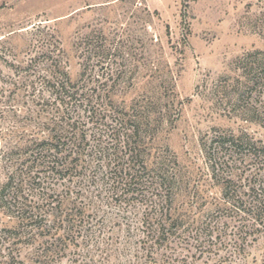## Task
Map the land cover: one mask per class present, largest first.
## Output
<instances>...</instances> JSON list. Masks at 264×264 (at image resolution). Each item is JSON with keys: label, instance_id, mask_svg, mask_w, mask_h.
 Returning <instances> with one entry per match:
<instances>
[{"label": "rangeland", "instance_id": "obj_1", "mask_svg": "<svg viewBox=\"0 0 264 264\" xmlns=\"http://www.w3.org/2000/svg\"><path fill=\"white\" fill-rule=\"evenodd\" d=\"M94 45L104 46L106 59ZM55 55L73 80L84 64L102 68L118 77L114 89L128 102L162 107L161 150L172 165L177 158L178 171L189 173L187 190H195L176 201L182 229L158 260L141 249L145 215L126 214L137 228L131 233L108 223L117 249L111 264H264V235L245 241L240 223L217 209L220 192L200 148L215 129L264 140L262 126L243 120L247 109L264 112V80L255 89L245 76L264 77V0H0V99L12 94L8 106L20 117L0 114V188L14 172L1 162V136L35 123ZM2 225L9 219L0 212ZM76 259L68 252L56 262L81 264Z\"/></svg>", "mask_w": 264, "mask_h": 264}, {"label": "trees", "instance_id": "obj_2", "mask_svg": "<svg viewBox=\"0 0 264 264\" xmlns=\"http://www.w3.org/2000/svg\"><path fill=\"white\" fill-rule=\"evenodd\" d=\"M103 48L94 45V55L106 59ZM48 70V96L35 123L31 118L1 136V162L14 172L0 188V212L9 219L0 226V264H58L68 252L81 264H111L117 249L105 230L118 222L130 233L137 229L123 221L128 213L145 215L138 223L145 229L141 249L158 260L182 229L176 201L195 191L187 190L189 173L178 171L177 158L172 165L161 150L162 107L128 102L114 89L118 77L102 68L84 64L73 80L55 55ZM245 76L251 87L262 86L264 77ZM11 96L1 97L8 108L0 114L16 120ZM245 115L264 128V112L247 109ZM213 131L200 148L220 192L217 209L240 223L245 241H256L264 235V140Z\"/></svg>", "mask_w": 264, "mask_h": 264}]
</instances>
